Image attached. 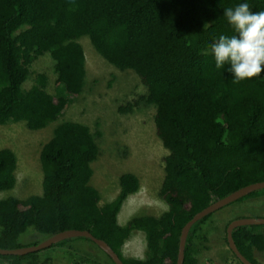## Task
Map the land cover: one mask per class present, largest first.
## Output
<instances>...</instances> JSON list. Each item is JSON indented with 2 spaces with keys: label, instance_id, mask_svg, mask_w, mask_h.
<instances>
[{
  "label": "trees",
  "instance_id": "obj_1",
  "mask_svg": "<svg viewBox=\"0 0 264 264\" xmlns=\"http://www.w3.org/2000/svg\"><path fill=\"white\" fill-rule=\"evenodd\" d=\"M244 2L253 12L264 11V0H0V126L24 124L40 132L64 115L70 99L87 88L79 39L88 37L103 59L121 72H133L146 90L118 113L153 106L155 133L167 151L157 193L167 210L120 225L122 205L140 189L138 177L121 174L117 195L100 206L91 164L100 156L101 133L61 121L40 152L42 194L0 199L1 249L24 247L20 237L29 229L45 239L86 230L107 243L123 264H176L180 232L196 213L244 186L264 182V78L237 83L216 69L210 51L220 35L235 34L222 10ZM43 55L53 62L56 86L62 85L70 98L50 93L44 74L23 88ZM15 169L12 150L0 149V191L14 188ZM262 194L253 192L237 202ZM210 217L190 228L183 264H201L196 254L208 248L202 226ZM135 232L144 236L143 259L122 255ZM232 238L241 255L261 264L254 258L264 253V234L257 226L238 227ZM78 239L94 246L74 238L26 255H0V264H53L51 252ZM97 253L113 264L101 250ZM67 255L75 256L72 264H102L93 255Z\"/></svg>",
  "mask_w": 264,
  "mask_h": 264
},
{
  "label": "rangeland",
  "instance_id": "obj_2",
  "mask_svg": "<svg viewBox=\"0 0 264 264\" xmlns=\"http://www.w3.org/2000/svg\"><path fill=\"white\" fill-rule=\"evenodd\" d=\"M79 43L85 55L87 88L79 98L70 99L72 101L64 115L49 123L40 132L29 131L24 124L10 123L0 126V149L8 148L16 157L15 186L10 191H0V199L9 196L25 199L42 194V171L39 162L42 146L58 123L72 121L89 127L93 134L101 133V137L97 139L100 156L91 164L94 169L92 183L100 193L99 205L115 198L119 189L118 177L121 174L132 173L138 177L140 189L122 205L117 217L118 223L124 225L131 218L141 215L159 217L167 210L166 204L157 195L163 179V158L167 151L155 133L154 107L143 105L131 114H119L118 108L144 94L145 88L138 84L133 72H121L103 59L88 37L80 38ZM52 66L53 62L48 55L39 57L33 63L31 76L23 88L28 89L37 74H44L48 82L46 89L50 93L56 92L64 98H70L62 85L56 86ZM240 218H264V194L233 202L212 214L202 226L208 248L201 249L196 254L201 264H238L224 242V228L230 220ZM257 232L264 234V226H257ZM44 239L43 235L32 229L20 237L25 246ZM85 242L87 241L78 239L64 249L50 250L53 264H72L71 260L75 256L69 259L67 251L93 255L96 257L94 259L106 264V256H97L98 248ZM144 250V236L141 232H135L123 246L122 255L126 258L143 259ZM254 258L264 264V253H256Z\"/></svg>",
  "mask_w": 264,
  "mask_h": 264
},
{
  "label": "clouds",
  "instance_id": "obj_3",
  "mask_svg": "<svg viewBox=\"0 0 264 264\" xmlns=\"http://www.w3.org/2000/svg\"><path fill=\"white\" fill-rule=\"evenodd\" d=\"M234 35H220L210 47L216 69L239 83L264 78V11L253 12L247 2L222 10Z\"/></svg>",
  "mask_w": 264,
  "mask_h": 264
},
{
  "label": "water",
  "instance_id": "obj_4",
  "mask_svg": "<svg viewBox=\"0 0 264 264\" xmlns=\"http://www.w3.org/2000/svg\"><path fill=\"white\" fill-rule=\"evenodd\" d=\"M264 190V182H256L244 186L229 195L217 199L212 202L209 206L196 213L182 228L179 236L178 253L176 264H183L186 239L190 228L199 220L203 219L209 214L215 213L217 210L242 199L243 197L253 193ZM241 226H264V218H240L233 219L229 222L226 227V241L229 250L235 255V257L241 262V264H253L249 262L241 253L238 251L233 238L232 231ZM74 238H84L91 241L95 247L101 250L105 255L110 258L113 264H123L119 256L111 249V247L105 243L103 240L95 238L89 231L83 230H67L64 232L57 233L49 238H46L37 245L24 246L16 249H1L0 255H26L34 252H38L51 247L64 240L74 239Z\"/></svg>",
  "mask_w": 264,
  "mask_h": 264
}]
</instances>
